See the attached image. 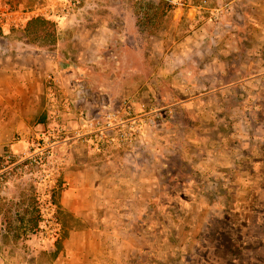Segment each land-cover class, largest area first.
Wrapping results in <instances>:
<instances>
[{"label": "rangeland", "instance_id": "obj_1", "mask_svg": "<svg viewBox=\"0 0 264 264\" xmlns=\"http://www.w3.org/2000/svg\"><path fill=\"white\" fill-rule=\"evenodd\" d=\"M130 2L140 21L148 16L151 20L144 22L146 27L139 21L135 40L131 39L134 47L125 45L126 37H118L116 31L123 36L118 26H111L113 34L105 43L89 44L87 52L95 57L87 63L80 65L60 55L57 60L69 71L72 88L87 86L92 105L73 107L70 112L77 117L80 109L90 117L117 112L124 100L135 102L136 110L143 103L159 115L139 155V162L150 169L152 197L133 221L136 251L130 253L129 264H264V53L250 51L244 58L242 51L241 59L228 60L232 69L241 64L242 72L209 73L197 77L203 84L200 90L180 92L178 84L189 75L165 77L158 71L160 29H171L178 5L162 0ZM0 4L12 6L13 1L0 0ZM158 4L162 13L152 10ZM93 16L92 20L98 17ZM94 25L88 23L89 28L77 29L75 35L88 33L90 42L103 39L102 30L97 33ZM188 25L180 29L183 36L195 29ZM145 30L150 37L144 43L139 33ZM239 30L252 33L249 27ZM44 108L46 118L45 101ZM60 110L51 125L44 122L37 130L55 129L58 141L59 177L53 193L58 230L51 238L38 232L35 185L29 177H18L0 202V264H18L21 259L27 264H50L62 247L57 202L64 152L58 147L80 126L75 117L67 119L72 123H62V103Z\"/></svg>", "mask_w": 264, "mask_h": 264}, {"label": "crops", "instance_id": "obj_2", "mask_svg": "<svg viewBox=\"0 0 264 264\" xmlns=\"http://www.w3.org/2000/svg\"><path fill=\"white\" fill-rule=\"evenodd\" d=\"M11 1L18 10L32 12L54 4L55 7H50V15H34L31 18L51 21L55 34L62 39L58 40L55 35L54 41H31L24 30L27 22L20 29L4 27L0 30V155L7 149L15 153L25 150L28 139L39 126L44 122L52 124L50 111L46 118L44 116L48 77L53 78L64 105L68 102H74V107L78 105L80 108L92 105L87 86L72 88L69 84V71L57 62L59 55L80 65L87 63L89 57H95L87 52L89 44L95 41L100 45L105 43L113 34L111 26H118L117 29L123 32L121 36L116 31L118 37H126L125 45L134 47L131 39L135 38L137 27L142 22L136 14L135 4L130 0H85L77 12L67 16L56 15L59 8L55 3L61 0ZM186 2L173 9L175 15L169 31L159 24L158 36V71L161 75H189L183 84H178L180 92L200 90L203 84L197 77L208 76L209 73L242 72L241 64L232 69L233 65L228 63L233 57L241 59L242 51L244 58L250 51L264 53V0ZM160 6L148 8L162 13ZM93 14L98 15L94 20ZM146 19L142 22L144 27L147 24L144 22H151L149 16ZM161 20L162 15L159 22ZM90 22H95L97 33L102 30L103 39L96 37L90 42L88 33L81 37L75 35L77 29L89 28L87 24ZM186 24L195 29L183 36L180 29ZM244 27L252 29V33H241L239 29ZM139 34L144 43L150 37L148 30ZM76 47H79L78 52L73 51ZM190 76L193 79L190 80ZM98 102L95 101L94 105ZM74 117L78 120L74 112H64L62 123L69 124L67 119ZM134 119L137 123L141 122L138 117ZM151 129L152 125H143L130 142H116L118 132H111L113 143L108 147L102 143L98 145L97 136L79 138L76 134L59 141L58 148L64 154L57 205L63 236L62 247L53 254L50 264H129L130 253L132 255L136 251L133 221L152 197L150 169L144 162H139ZM77 133H83L81 126ZM36 262L31 264H38ZM18 264L27 263L21 259Z\"/></svg>", "mask_w": 264, "mask_h": 264}, {"label": "built area", "instance_id": "obj_3", "mask_svg": "<svg viewBox=\"0 0 264 264\" xmlns=\"http://www.w3.org/2000/svg\"><path fill=\"white\" fill-rule=\"evenodd\" d=\"M168 4L183 5L185 0H162ZM193 1V0H192ZM84 0H61L56 4L59 11L56 15H73L82 6ZM59 3L60 6H59ZM50 7H55L53 4ZM50 7L44 6L39 11L18 10L13 6L0 4V30L4 27L21 28L28 19L34 15H46ZM60 13V14H58ZM50 15V13L48 14ZM47 107L50 116L54 120L61 114L60 105L62 103L63 111L70 112L74 107V102H68L64 105L60 94L56 89L52 77L47 78ZM84 94L83 88L80 89ZM79 92V91H78ZM122 107L117 112H105L100 116L90 117L85 109L78 112V120L83 133H77L79 138L97 136V144L101 143L108 147L112 145L111 132H118L116 142H130L132 137L142 129L143 125H153L159 115L147 110L145 104H138L135 112V102L122 101ZM153 116V117H152ZM138 117L141 122L138 123L134 118ZM130 137V138H129ZM55 129L46 133L36 132L28 139V147L20 152L4 150L0 155V202L6 197L8 189L12 183L21 176L29 177L34 183L36 210H37V229L38 232L46 238H51L58 230L56 219L54 189L59 177V168L57 166L55 145Z\"/></svg>", "mask_w": 264, "mask_h": 264}, {"label": "trees", "instance_id": "obj_4", "mask_svg": "<svg viewBox=\"0 0 264 264\" xmlns=\"http://www.w3.org/2000/svg\"><path fill=\"white\" fill-rule=\"evenodd\" d=\"M25 33L31 41H54L55 27L51 21L40 17L30 18L25 26Z\"/></svg>", "mask_w": 264, "mask_h": 264}]
</instances>
